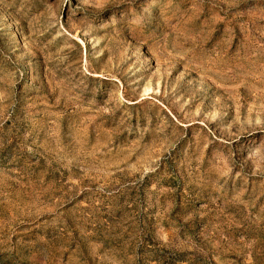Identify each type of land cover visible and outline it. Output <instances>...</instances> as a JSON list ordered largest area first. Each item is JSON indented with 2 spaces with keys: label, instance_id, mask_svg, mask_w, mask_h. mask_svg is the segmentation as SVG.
Listing matches in <instances>:
<instances>
[{
  "label": "rangeland",
  "instance_id": "1",
  "mask_svg": "<svg viewBox=\"0 0 264 264\" xmlns=\"http://www.w3.org/2000/svg\"><path fill=\"white\" fill-rule=\"evenodd\" d=\"M0 264H264V0H0Z\"/></svg>",
  "mask_w": 264,
  "mask_h": 264
}]
</instances>
